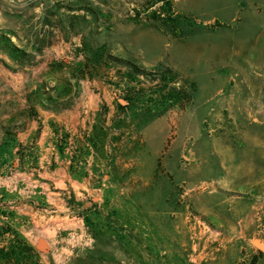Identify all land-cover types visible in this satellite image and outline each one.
Listing matches in <instances>:
<instances>
[{
    "label": "rangeland",
    "instance_id": "rangeland-1",
    "mask_svg": "<svg viewBox=\"0 0 264 264\" xmlns=\"http://www.w3.org/2000/svg\"><path fill=\"white\" fill-rule=\"evenodd\" d=\"M176 4L178 8L172 0H0V173L13 170V147L17 164L19 154L26 156L25 164H34V142L20 143L15 137L29 120L40 125L36 106L41 97L55 102L96 96L115 102L118 140L140 125L146 165H152L156 153L158 166L176 161L183 150L184 165L171 173L181 195L193 194L200 213H233L231 222L237 224L238 215L264 187V124L244 123L254 134L247 138L238 131L224 137L229 152L224 157L215 153L209 107L216 97H227L228 78L244 88L243 96H251L255 78L264 84V0ZM58 42L60 52L46 60L48 48ZM116 58L129 60L137 70ZM104 86L109 90L105 94ZM257 102L264 104V98ZM102 107L108 110L105 103ZM222 157L229 168H222ZM159 182L150 181L148 197L160 194ZM15 205L0 201V251L10 252L16 235L29 244L12 222ZM255 244L263 247L257 240ZM32 247L31 260L45 264L41 249L46 244ZM0 264L22 263L0 253Z\"/></svg>",
    "mask_w": 264,
    "mask_h": 264
},
{
    "label": "crops",
    "instance_id": "crops-1",
    "mask_svg": "<svg viewBox=\"0 0 264 264\" xmlns=\"http://www.w3.org/2000/svg\"><path fill=\"white\" fill-rule=\"evenodd\" d=\"M59 44L52 43L46 60L60 52ZM228 81L227 97H216L209 107L215 153L224 157L229 153L224 137L238 131L247 138L254 134L244 123L264 124V104L257 102L264 98L262 80L250 83L251 96ZM107 91L102 87L103 94ZM94 98L41 97L40 125L29 120L15 137L34 142V164H25L20 154L17 164L13 147V170L0 173V201L17 204L12 222L21 237L38 249L46 244L45 264H264V187L237 224L231 222L233 213L221 209L198 212L193 194L182 196L172 180L185 152L160 166L156 153L146 165L140 125L118 140L115 102ZM221 162L229 168L223 157ZM156 178L160 194L150 198V181Z\"/></svg>",
    "mask_w": 264,
    "mask_h": 264
},
{
    "label": "trees",
    "instance_id": "trees-1",
    "mask_svg": "<svg viewBox=\"0 0 264 264\" xmlns=\"http://www.w3.org/2000/svg\"><path fill=\"white\" fill-rule=\"evenodd\" d=\"M119 59L120 61L126 62L128 64H130V67L132 69H134L133 71H136L137 68L136 66L130 62L129 60L123 59V58H116ZM15 243L16 245H14L13 247H11V251L9 252H4L5 250L2 249L0 251V253H3V255L5 256V258H10V255L16 256L20 259L22 264H38V261H34L31 260L33 255H34V249L32 246H30L29 244H27L23 239H21L18 235H16L15 237Z\"/></svg>",
    "mask_w": 264,
    "mask_h": 264
}]
</instances>
